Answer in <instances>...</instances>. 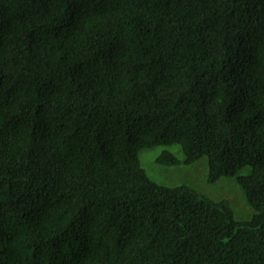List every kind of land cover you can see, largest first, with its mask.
I'll list each match as a JSON object with an SVG mask.
<instances>
[{
	"label": "trees",
	"instance_id": "obj_1",
	"mask_svg": "<svg viewBox=\"0 0 264 264\" xmlns=\"http://www.w3.org/2000/svg\"><path fill=\"white\" fill-rule=\"evenodd\" d=\"M0 264H264V0H0Z\"/></svg>",
	"mask_w": 264,
	"mask_h": 264
},
{
	"label": "rangeland",
	"instance_id": "obj_2",
	"mask_svg": "<svg viewBox=\"0 0 264 264\" xmlns=\"http://www.w3.org/2000/svg\"><path fill=\"white\" fill-rule=\"evenodd\" d=\"M166 147L177 156H182L179 145L175 143L152 145L143 147L138 151L139 163L151 179L168 185L186 183L215 200L227 198L235 219L246 220L250 218L253 208L249 205L235 176H220L217 180L208 182L206 179L208 171L206 156H201L190 164L166 165L158 163L155 158ZM249 170L250 166L244 165L238 173H248Z\"/></svg>",
	"mask_w": 264,
	"mask_h": 264
}]
</instances>
